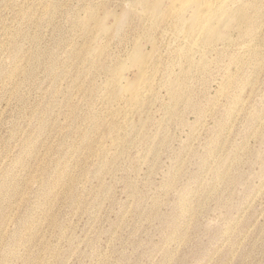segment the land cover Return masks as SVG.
Masks as SVG:
<instances>
[{"label": "rangeland", "instance_id": "374dc122", "mask_svg": "<svg viewBox=\"0 0 264 264\" xmlns=\"http://www.w3.org/2000/svg\"><path fill=\"white\" fill-rule=\"evenodd\" d=\"M153 2L0 0V264H264V33Z\"/></svg>", "mask_w": 264, "mask_h": 264}, {"label": "bare ground", "instance_id": "6f19581e", "mask_svg": "<svg viewBox=\"0 0 264 264\" xmlns=\"http://www.w3.org/2000/svg\"><path fill=\"white\" fill-rule=\"evenodd\" d=\"M145 11L156 23H163V32H170L178 47L251 50L257 34L264 33V0H156L144 5ZM140 90L128 83L120 92L125 100L143 99L146 94Z\"/></svg>", "mask_w": 264, "mask_h": 264}]
</instances>
